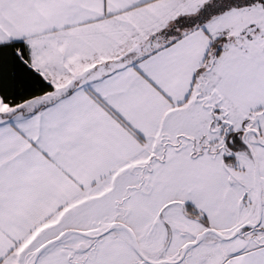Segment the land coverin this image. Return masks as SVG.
<instances>
[{"label":"snow or ice","instance_id":"6c2138e0","mask_svg":"<svg viewBox=\"0 0 264 264\" xmlns=\"http://www.w3.org/2000/svg\"><path fill=\"white\" fill-rule=\"evenodd\" d=\"M0 264H264V0H0Z\"/></svg>","mask_w":264,"mask_h":264}]
</instances>
